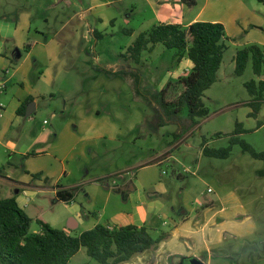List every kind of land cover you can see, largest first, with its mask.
Segmentation results:
<instances>
[{
	"label": "crops",
	"instance_id": "0c3cea01",
	"mask_svg": "<svg viewBox=\"0 0 264 264\" xmlns=\"http://www.w3.org/2000/svg\"><path fill=\"white\" fill-rule=\"evenodd\" d=\"M129 1H132L133 9L144 6L151 11L150 18L142 23L141 30L147 27L143 31L160 22L183 26L197 20L223 22L228 48L229 42L235 38L239 39L237 44L240 48L250 45V36L254 37V33L245 34L246 29L250 26L264 27L263 0ZM116 2L118 0H0L2 138L15 122L25 119L24 129L13 128V131L30 140L28 148L21 152L25 173L16 175L12 169L4 170L0 175L2 196H16L19 205L27 212L33 197L38 194L47 197L54 193L56 202L69 204L68 217L58 228H64L71 234H79L99 222L118 226L146 225L154 236L168 234L155 251L148 249L121 264H151L154 261L155 264H187L193 259L204 264H264V176L256 173L264 168V164L250 161L252 165L248 172L239 162L221 165L210 161L214 179L212 182L203 179L209 184L205 192L188 200L190 192L185 190L181 196L178 195L174 181L172 183L162 174L168 173L162 166L170 159V156L160 158L164 151L158 153L152 148L154 151L151 149L150 156L143 159L142 154L130 147L133 151L129 164L120 165L125 148L130 143L137 145L136 139L143 136L139 132L144 127L147 105L142 94L137 93L135 83L139 81L142 92L151 89L144 91V71L134 65L142 64L143 56L141 62L134 63L124 55L127 46L121 53H114L124 57L108 59L102 66L112 76L101 78L93 67V60L99 59L100 55L96 51L95 36H104L94 27L95 12ZM98 20L106 22L101 16ZM252 39L264 48V40L260 37ZM59 61L57 69L55 64ZM172 66H175L174 70L167 67L170 73L159 82L156 90H161L168 81L188 74L193 62L184 56ZM74 72L80 75H76L80 79L73 86L79 87L77 94L81 93L82 97L79 100H74L73 95L65 91L72 87L65 77ZM95 80L108 83L102 84L104 97L100 99L105 98L106 91L108 98L97 108H93V103L88 100ZM10 82L12 93L8 89ZM57 90L62 96L63 115L69 104L76 102L73 118L59 135L53 122L51 127L41 125L32 129L30 124L40 103L57 100ZM30 96L34 97L35 109L30 114H18L19 106ZM51 114L53 118L58 117L56 109ZM48 123L44 119V124ZM151 127L157 130L156 125ZM51 134L58 135L53 143L48 139ZM182 139L183 136L174 146ZM10 144L16 145L15 142ZM38 144L43 146L34 149ZM201 154L205 155L204 152ZM107 155L111 162L97 171L115 170L90 178V157ZM43 156L46 159L36 167L35 160ZM137 167L139 169L133 171L134 178L131 176L121 185L110 183L107 174L111 171L120 173ZM158 167L161 174L153 175L151 168ZM201 167L202 160L198 159V171L185 166L187 174L179 172L178 176L188 179L189 173L198 174ZM37 171L41 175L34 177ZM67 175H74V182L63 186L61 179ZM247 177L250 181L246 180ZM74 186L80 187V191L74 192L72 200L59 198L58 191H72ZM95 207H101V211L98 213ZM40 230V227L31 228L34 233Z\"/></svg>",
	"mask_w": 264,
	"mask_h": 264
},
{
	"label": "rangeland",
	"instance_id": "374dc122",
	"mask_svg": "<svg viewBox=\"0 0 264 264\" xmlns=\"http://www.w3.org/2000/svg\"><path fill=\"white\" fill-rule=\"evenodd\" d=\"M254 1L262 2V0ZM262 5L264 6L263 3ZM95 15L96 24H94V27L97 30L96 32L103 34L104 36H95V43L97 44L96 51H98L100 55L98 54L99 59L93 60L95 65L93 67H95L96 73L99 74L101 78H105V75L108 77L112 76L106 67H102L105 64V61L108 59L111 60L113 57L118 59L120 56L124 57V55L127 54V52H125L124 55L117 56L114 53H121L124 46H127L128 48L136 40L138 34L147 28L145 27L141 30L143 28L142 23H145L147 19L150 18L151 11L144 6H139L138 8L133 9L132 1L118 0L116 3L105 6L103 10H96ZM98 16H101L106 22H100ZM262 17H264V11ZM149 28H151V26L148 27V29ZM249 32L250 34L254 33V37L250 36V40H252L250 45L257 44L256 41H254L255 39L252 38L257 39L260 37L261 40H264V27L252 28V26H250L246 29L245 34H248ZM238 40L239 39L235 38V40L229 42V48L224 53L222 66L218 71V80L205 91L203 96V101L207 106L209 113L205 116H198V123L192 125L189 109L185 106L179 113V120L157 127L156 130L151 126H155L159 122L157 115L159 114L160 109L156 105H149L146 103V119L144 120L142 132L141 130L139 132V134L143 136L142 138L136 139V141L138 140L137 145L130 143V145L125 148L126 151L124 156H122L123 163L120 165L125 166L126 164H129L130 156H132L131 151H133L131 148L136 149L138 153L142 154L141 157H143V159L148 158L150 156L149 154L152 153L154 149H156L158 153L164 151L160 158L170 156V159L162 166V168L168 170V173L162 174L165 175L166 179H171L172 183L174 181L176 193L178 195L181 196L185 190H188L191 194L187 197L186 200H188L191 197H197L201 195L202 192H205L209 184L204 182L203 179L208 182H212L214 179L212 177L213 171L210 170V161L217 162L221 165L225 163L239 162L238 164L243 165L248 172L250 171V165H252V162L250 161L264 164V161L254 158L248 152H245L239 144L233 146L232 153L228 158H215L201 154L203 153L201 152V148H203V141L205 139L207 144L212 147L229 145L230 137L228 135L235 130L237 121L241 122L246 130L241 136L250 142L257 150H264V101L261 103L258 111L252 115L254 108L249 102L254 100L256 94L251 93L246 86V82L252 80H255L256 83L259 84L260 80L264 79V74L259 75L254 72L251 59L249 60L243 74L240 75L236 73L235 55L237 50L241 49L239 44H237ZM110 54L113 56H110ZM132 61L134 62L133 59ZM177 62L176 49L168 48L163 43H157L156 46H153L152 50H145L143 52L142 64H134L138 69L144 71V91H146V88H150V93L158 92L156 89L159 87V82L170 73L167 67L169 66V69L171 68L170 71H172L175 68V66L172 65H175ZM60 63L61 62L59 61L55 64L57 69L60 67ZM74 74L66 75L65 78H67L68 83L72 87L65 89V91L70 92L73 95V98H75L74 100H79L80 98L82 99L80 95L81 93L77 94L79 87L73 86L75 82H78L80 79H77L76 75L79 77L80 75L75 72ZM172 81L175 82L177 80ZM102 84L107 85L108 83H99L95 80L93 90L89 91L90 95L88 100L93 103V108L101 106L102 102L108 98V92L106 91L105 98L103 100L100 99L104 97ZM56 86L58 87V85ZM11 87L12 83L10 82L8 84L10 93H12L13 89ZM180 91L181 87L178 84H173L170 86L167 96L169 98H175ZM57 92V100L53 99L47 103H40L37 115L34 116L30 124L32 129H38L41 125L51 127V123L53 122L57 127L56 133L59 135L66 123L71 121L76 108V102L70 103L68 106L69 109L66 111V114L63 115L62 110L64 109V106L61 99L62 96L60 95L61 93L59 90H57ZM144 102L146 101L144 100ZM55 109L58 111L57 118H53L51 114ZM44 119H47L49 123L44 124ZM25 121L26 120L23 119L21 122H15L3 138L2 132L4 127L0 128V167L5 165L4 170L11 171L13 169V171L16 172V175L25 173L22 166L23 156L21 152H24L28 148L30 140L27 137H23L22 134L19 135L17 132H14L13 128L23 130V123ZM175 133H182L183 139L179 144L174 146L175 142H177L175 141ZM217 133H222L223 135L217 136ZM58 135L51 134L48 138L49 143L55 142ZM10 142H15L16 145L12 146ZM40 146L43 145H35L34 149H38ZM90 158V167H92L90 178H94L98 175L102 176V174L110 172V170H115L108 169L105 172H102V170L97 171L105 165H109L111 160L108 158V155L97 158L91 156ZM44 159H46L44 156L37 158L35 160V163H37L36 167L40 166ZM198 159L202 160V167L198 174L189 173L188 179L180 178L178 176L179 172L187 174L184 172L185 166L191 167L192 170L197 169L198 171ZM138 169V167L135 169H125L120 173L111 171L107 176L108 179H110L111 184L116 183V185H121L124 181L130 179L133 175V171L136 172ZM262 169L264 168L259 170ZM161 172L162 170L159 167L151 168V173L153 175H160ZM39 173L40 172L38 171L37 173L35 172L34 177H38L37 174ZM43 173L52 178L46 170H43ZM39 175H41V173ZM122 176H125L126 178ZM74 178V175L62 177L60 184L63 186L71 185L74 182ZM246 180L250 181V178L247 177ZM71 190L77 193L78 190L80 191V187L74 186L71 187ZM4 194H6V191H4ZM182 198L183 197H181V199ZM197 199H199V197ZM78 200L79 199L75 197V201L79 203ZM95 208L98 210V213L101 211V207ZM27 212L34 218L31 226L32 229L40 227L37 222L38 217H42L54 227H59L68 217L69 204L60 201L56 202L54 193L47 195V197H42L38 194L37 197H33ZM155 250L152 249V251ZM239 261H241V259ZM155 263L156 262L154 261L151 264ZM69 264L102 263L91 257L87 253L86 247H82L81 251L72 257ZM187 264L190 263L188 262Z\"/></svg>",
	"mask_w": 264,
	"mask_h": 264
},
{
	"label": "trees",
	"instance_id": "16d2710c",
	"mask_svg": "<svg viewBox=\"0 0 264 264\" xmlns=\"http://www.w3.org/2000/svg\"><path fill=\"white\" fill-rule=\"evenodd\" d=\"M190 1V0H186ZM194 1V0H193ZM225 25L220 21L197 20L183 26L180 23L154 24L150 29L141 32L127 48V56L139 63L143 52L157 43L176 49L177 61L187 56L193 62V68L177 81H168L158 92H142L139 81L135 83L137 93L142 94L147 104L154 103L159 107L157 127L179 120L183 107L189 109L192 125L198 123V116L209 113L203 101L205 91L218 80L224 53L228 48ZM253 62L256 74H264V48L251 44L239 49L235 55L236 73L243 74L249 60ZM136 73V72H135ZM134 73V74H135ZM178 84L181 91L175 98H169V88ZM249 91L256 94L249 102L255 114L264 101V79L257 84L255 80L246 82ZM33 96L28 97L19 106L17 112L26 115L27 107ZM246 132L241 122H236L235 130L229 134V145L211 147L206 139L203 141V152L207 156L227 158L235 144L241 145L252 157L264 160V150H257L241 135ZM217 133V136H222ZM182 133H175V141ZM5 165L0 167V175ZM264 176V169L257 171ZM73 191H58L61 199L72 200ZM34 219L19 205L16 196L3 197L0 188V264H69L70 260L82 247L87 253L102 264H121L129 261L136 254L148 249H157L168 236L161 233L154 236L146 225H110L99 222L94 227L79 234H71L64 228L52 226L42 217L37 218L41 230L31 231Z\"/></svg>",
	"mask_w": 264,
	"mask_h": 264
},
{
	"label": "water",
	"instance_id": "95a60500",
	"mask_svg": "<svg viewBox=\"0 0 264 264\" xmlns=\"http://www.w3.org/2000/svg\"><path fill=\"white\" fill-rule=\"evenodd\" d=\"M36 107V103L34 101H31L29 104H28V107H27V114H30L32 113V111L35 109ZM191 264H204L203 262L197 260V259H193L191 261Z\"/></svg>",
	"mask_w": 264,
	"mask_h": 264
},
{
	"label": "built area",
	"instance_id": "2783aa9c",
	"mask_svg": "<svg viewBox=\"0 0 264 264\" xmlns=\"http://www.w3.org/2000/svg\"><path fill=\"white\" fill-rule=\"evenodd\" d=\"M212 190V188H209V191H211Z\"/></svg>",
	"mask_w": 264,
	"mask_h": 264
},
{
	"label": "flooded vegetation",
	"instance_id": "af4514ba",
	"mask_svg": "<svg viewBox=\"0 0 264 264\" xmlns=\"http://www.w3.org/2000/svg\"><path fill=\"white\" fill-rule=\"evenodd\" d=\"M190 264H191V262H190Z\"/></svg>",
	"mask_w": 264,
	"mask_h": 264
}]
</instances>
